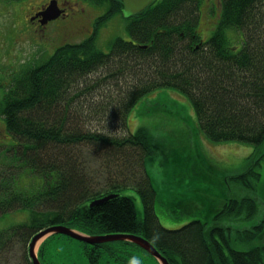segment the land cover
I'll return each mask as SVG.
<instances>
[{
  "label": "trees",
  "instance_id": "16d2710c",
  "mask_svg": "<svg viewBox=\"0 0 264 264\" xmlns=\"http://www.w3.org/2000/svg\"><path fill=\"white\" fill-rule=\"evenodd\" d=\"M89 1L109 5L108 17L121 13L118 0ZM200 5L201 0H157L128 19L132 41L118 38L104 53L93 35L60 47L12 79L0 107L8 132L19 142L9 145L7 169H0V213L30 211L29 221L13 231L21 243L62 225L90 236L144 235L170 264H263L262 248H232L231 228L208 229L201 221L175 231L163 228L146 169L151 139L144 132L119 137L111 127L117 122V129L126 131L129 112L140 99L173 88L190 99L212 143L262 146L264 0H223L218 24L205 42L198 30ZM259 177L250 170L235 180L251 188ZM126 188L139 193L142 219L132 197L122 195ZM109 194L116 196L90 207V201ZM253 205L230 200L219 216L251 220L257 215ZM252 229L239 231L235 240L252 243L262 225ZM119 243L135 256L148 255L128 241L87 246L108 256L116 255L111 246ZM100 257L89 255L92 264H100Z\"/></svg>",
  "mask_w": 264,
  "mask_h": 264
},
{
  "label": "rangeland",
  "instance_id": "374dc122",
  "mask_svg": "<svg viewBox=\"0 0 264 264\" xmlns=\"http://www.w3.org/2000/svg\"><path fill=\"white\" fill-rule=\"evenodd\" d=\"M53 2L57 3L55 9L61 12V7L67 16L56 23H45L44 31L41 29L43 20L40 18L39 24L36 19L33 22L34 14L30 10L41 4H45L46 9L52 8ZM222 3L223 0H201L197 11L198 30L204 42L210 39L218 24ZM106 13L107 5L99 7L89 0H0V104L14 77L44 63L60 47L81 44L93 32L96 46L104 53H108L118 38L131 41L128 20L121 14L112 15L98 25L97 20ZM141 47L146 48V45ZM118 119L120 124L121 113ZM111 127L119 137L144 132L151 139L154 148L146 159V169L156 191L155 208L163 228L175 231L201 221L208 229L214 226L231 228L233 249L247 251L259 247L264 250V143L262 146L212 143L201 130L190 99L173 88L156 89L140 99L129 112L126 131L117 129V122ZM0 133V151L6 155L4 160L0 155V169H7L4 167L9 159L7 148L19 140L8 132L1 107ZM250 170L259 172L260 177L248 188L235 178ZM121 193L132 197L138 217L142 219L144 208L139 193L133 188ZM241 199H247L257 209V215L251 216V220L239 214L219 216L228 201ZM29 219V210H17L4 216L0 213V264H32L30 244L33 238L23 244L13 234L16 227ZM260 225L262 231L255 230L252 243L240 244L235 240L239 231ZM111 248L116 255L107 256L78 240L50 234L37 243L35 254L41 264H92L91 253L101 256L100 264H158L143 252L135 256L128 245L119 243Z\"/></svg>",
  "mask_w": 264,
  "mask_h": 264
},
{
  "label": "water",
  "instance_id": "95a60500",
  "mask_svg": "<svg viewBox=\"0 0 264 264\" xmlns=\"http://www.w3.org/2000/svg\"><path fill=\"white\" fill-rule=\"evenodd\" d=\"M118 1H120L123 5V10H122L123 16L129 17L143 13L156 0H118ZM52 5H54L52 6V8L51 7L48 8L45 12L41 14L44 23L57 19L61 14V12H59L58 9L57 10L55 9V7H57V3L53 2ZM113 197L114 196L110 195L103 199L94 201L91 203V206H98ZM50 234H61L93 246L98 244L115 242V241H128L134 243L135 245L139 246L140 248L148 252L150 255L156 258L160 262V264H170L168 260L160 253V251L148 239L142 236H138L135 234H107L100 236H90L66 226L49 227L38 233L33 238L30 244V256L32 259V264H41L37 255L35 254V248L40 240H42L43 238L47 237Z\"/></svg>",
  "mask_w": 264,
  "mask_h": 264
},
{
  "label": "flooded vegetation",
  "instance_id": "af4514ba",
  "mask_svg": "<svg viewBox=\"0 0 264 264\" xmlns=\"http://www.w3.org/2000/svg\"><path fill=\"white\" fill-rule=\"evenodd\" d=\"M58 1V0H57ZM16 4V3H15ZM14 4V5H15ZM58 4H59V2H58ZM67 4V3H66ZM18 5H16V6H14V7H17ZM47 7L45 6V4H41V5H39V6H37V7H35L33 10H30V12H33V16H32V18H34V19H31L33 22H34V20L36 19V21L38 22V20L40 19V17H38V15L42 12V11H44V9H46ZM59 9L61 10V13H62V15L60 16V18H58L59 20L62 18V17H64V15L65 16H67L66 14H65V11H64V9H62L61 7H59ZM58 19L57 20H55V21H51V22H49V24H51V23H56V21H58ZM39 23V22H38ZM49 24H47V25H49ZM45 27H44V26ZM42 26H41V29L42 30H44L45 31V29L44 28H46V25L45 24H43Z\"/></svg>",
  "mask_w": 264,
  "mask_h": 264
},
{
  "label": "clouds",
  "instance_id": "9594fccd",
  "mask_svg": "<svg viewBox=\"0 0 264 264\" xmlns=\"http://www.w3.org/2000/svg\"><path fill=\"white\" fill-rule=\"evenodd\" d=\"M117 132H119V130Z\"/></svg>",
  "mask_w": 264,
  "mask_h": 264
}]
</instances>
